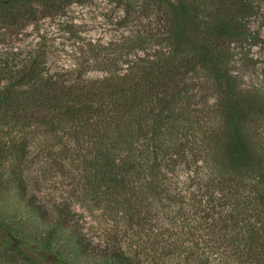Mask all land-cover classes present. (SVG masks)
<instances>
[{
  "label": "trees",
  "instance_id": "obj_1",
  "mask_svg": "<svg viewBox=\"0 0 264 264\" xmlns=\"http://www.w3.org/2000/svg\"><path fill=\"white\" fill-rule=\"evenodd\" d=\"M34 1L0 0L1 22L85 0ZM111 1L136 30L118 54L49 66L41 43L13 52L0 63V116H47L67 132L72 161L122 219L112 241L87 247L102 264H264V76L248 84L242 72L256 62L262 0ZM185 16L199 32L190 45ZM95 62L104 73L88 77ZM0 243L45 264L2 224Z\"/></svg>",
  "mask_w": 264,
  "mask_h": 264
},
{
  "label": "rangeland",
  "instance_id": "obj_2",
  "mask_svg": "<svg viewBox=\"0 0 264 264\" xmlns=\"http://www.w3.org/2000/svg\"><path fill=\"white\" fill-rule=\"evenodd\" d=\"M34 4L41 5L37 0ZM120 14L121 6L111 0H85L64 4L49 14L41 12L20 24L5 25L0 20V63L15 51L31 52L39 43L49 66H72L75 57L88 51L118 54L120 40L136 32L134 25L119 23ZM263 14L251 23L259 38L247 50L256 61L242 71L248 84L264 76ZM183 18L190 45L199 32L191 19ZM94 65L97 68L90 69L88 77L104 73L98 62ZM46 117L10 123L0 116V224L26 246L46 251L45 264H102L101 251L89 252L87 247L107 238L112 241L115 222L122 219L103 209L99 188L88 171L72 161L67 132L50 130ZM126 241L119 242L126 248ZM0 264L29 263L0 243Z\"/></svg>",
  "mask_w": 264,
  "mask_h": 264
}]
</instances>
